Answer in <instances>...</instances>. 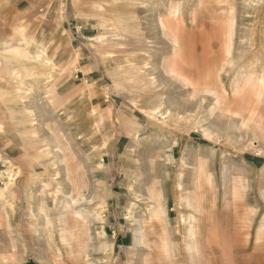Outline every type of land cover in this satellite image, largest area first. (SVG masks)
<instances>
[{
    "label": "rangeland",
    "instance_id": "374dc122",
    "mask_svg": "<svg viewBox=\"0 0 264 264\" xmlns=\"http://www.w3.org/2000/svg\"><path fill=\"white\" fill-rule=\"evenodd\" d=\"M262 37L264 0H0V264H264Z\"/></svg>",
    "mask_w": 264,
    "mask_h": 264
},
{
    "label": "bare ground",
    "instance_id": "6f19581e",
    "mask_svg": "<svg viewBox=\"0 0 264 264\" xmlns=\"http://www.w3.org/2000/svg\"><path fill=\"white\" fill-rule=\"evenodd\" d=\"M168 2V1H167ZM244 2H245V4H247V0H244ZM167 4V3H166ZM167 5H169V4H167ZM250 4L248 3V7L249 8H251L252 6H249ZM161 6V5H160ZM179 6V4H177L176 6H174V5H170L169 6V8H168V13L169 14H171V15H175V13H177L178 12V7ZM243 7H246V6H243ZM177 8V9H176ZM253 11H256V13L258 14V11H259V9H257V8H254V7H252L251 8ZM167 10V9H166ZM250 13V11L248 12V14ZM157 15V14H156ZM158 21H160L159 19H158ZM196 21V20H195ZM247 21H250V20H247ZM246 21V19H243V22H247ZM167 22H164V21H160L159 22V25H160V27H161V30H162V32H163V34H165V33H167V30H169L168 29V26H167V24H166ZM180 30V29H179ZM247 31L248 30H246V29H242L240 32H239V36H238V38H240V39H242V40H245V39H247L248 38V34H247ZM181 32V31H180ZM178 35V34H177ZM251 41V40H250ZM260 41H261V43H263L264 44V37H262V40L260 39ZM170 43H171V45L173 46V47H176V42L174 41V40H170ZM249 44H247V46H248ZM237 49L239 50V49H245V47L243 46V44H241V43H239L238 45H237ZM175 50H177V47L176 48H174V51ZM251 53H253L252 51H251ZM251 53H247V54H244V53H242L240 56H239V59H240V62L242 63V60H243V63H242V65L241 66H239V68L238 69H236L235 70V73L236 74H246V75H248V74H251V73H256V72H258V70H257V68H256V66H255V64L254 63H252L250 60H247L246 58V55H251ZM39 54L38 53H36V55H35V58L36 59H39ZM202 57H203V61L202 62H200V65H201V67H205V65L206 66H208L210 69H205V70H207L206 72H210V73H212V72H214V70L215 69H212L211 67L212 66H214L215 67V65H219V64H221V60H223V62L224 61H227V57L225 56V53H221V54H218V53H216V54H213L212 53V55H210L209 57H206L205 58V55H202ZM229 57H230V55H229ZM231 58V57H230ZM249 58V57H248ZM257 58V57H256ZM240 63V64H241ZM260 64V63H259ZM263 68H264V66H263ZM259 69V68H258ZM180 71V70H179ZM264 71L263 70H260V74L264 77ZM217 74V73H216ZM176 75V74H175ZM211 76V75H210ZM262 76H261V78H262ZM200 77V76H199ZM173 78V77H172ZM217 78H218V76H217ZM209 79H211L210 77H209ZM219 80V79H218ZM201 82H202V80H201ZM202 84V83H201ZM202 86V85H201ZM193 87V86H192ZM200 88V87H199ZM205 88V87H204ZM198 90V89H197ZM196 91V90H195ZM211 94V93H210ZM211 95H213V94H211ZM214 99H217V96L215 95V98ZM229 99V98H228ZM219 100V99H218ZM230 100V99H229ZM217 101V100H216ZM220 102V101H219ZM199 107H200V105H199ZM250 110H251V108H250ZM209 121V120H208ZM213 122H211L210 124H212ZM230 123H231V125H233L235 122L234 121H230ZM61 169V168H60ZM60 184V183H59ZM35 192V191H34ZM72 201V200H71ZM15 241V240H14Z\"/></svg>",
    "mask_w": 264,
    "mask_h": 264
},
{
    "label": "crops",
    "instance_id": "0c3cea01",
    "mask_svg": "<svg viewBox=\"0 0 264 264\" xmlns=\"http://www.w3.org/2000/svg\"><path fill=\"white\" fill-rule=\"evenodd\" d=\"M66 174H67V169H66ZM67 177V176H66ZM65 177V178H66ZM64 181H66V180H64ZM4 193V192H3ZM3 193L1 194V195H3ZM63 195H64V198L63 199H56L57 201H58V203H59V212H58V214L59 215H63L66 211H67V209L69 208L68 206H70V203L71 202H74V203H78L80 200H76V199H74V198H71V196L70 195H68V194H66L65 193V191L63 192ZM36 195H34L33 193L31 194H28V196H26V201L27 200H32L33 202L34 201H37V202H39V199L37 198V197H35ZM81 197V195H79V198ZM72 200V201H71ZM81 200H83V197H82V199ZM68 202V203H67ZM61 203V204H60ZM95 218L96 219H99L100 220V214H98V213H95ZM40 231V230H39ZM10 232H12V231H10ZM15 240V241H14ZM16 241H19V238L18 237H13V238H11V241H10V246H11V248H14L15 247V243H16ZM102 247V246H101ZM130 247V246H129ZM128 247V248H129ZM22 264H38L37 262H34V261H32V260H28V261H25V262H23Z\"/></svg>",
    "mask_w": 264,
    "mask_h": 264
}]
</instances>
